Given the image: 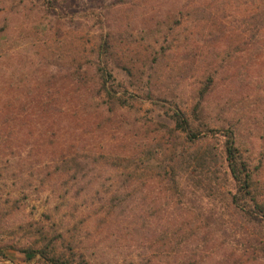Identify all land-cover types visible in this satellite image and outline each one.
<instances>
[{"label": "rangeland", "instance_id": "374dc122", "mask_svg": "<svg viewBox=\"0 0 264 264\" xmlns=\"http://www.w3.org/2000/svg\"><path fill=\"white\" fill-rule=\"evenodd\" d=\"M52 4L67 16L0 0V246L47 235L58 252L91 264H264L261 224L234 207L228 186L183 191L147 154L178 143L165 133L167 115L193 104L215 71L201 101L206 119L235 130L264 202V0ZM92 9L101 27L80 17ZM239 31L252 35L247 50ZM106 32L139 78L117 74L126 88L116 94L129 105L112 112L93 77ZM145 90L155 96L137 99ZM73 156L76 177L62 167ZM4 253L0 264H45Z\"/></svg>", "mask_w": 264, "mask_h": 264}, {"label": "trees", "instance_id": "16d2710c", "mask_svg": "<svg viewBox=\"0 0 264 264\" xmlns=\"http://www.w3.org/2000/svg\"><path fill=\"white\" fill-rule=\"evenodd\" d=\"M22 1L40 4L55 15L67 16L58 9L59 7L55 6L56 4H52L53 0ZM80 17L94 19L99 27L104 22L102 12L94 9L90 10V14H83ZM226 32L230 34V30ZM243 35V31H239L235 36L238 41L237 47L247 50L245 45L248 44L252 35H249L247 40ZM115 39L111 32L100 36L96 46L93 73L98 85V93L103 95L101 103L110 112L129 105L128 100L123 99L122 95L116 94L120 89L126 88L125 84L117 79V74L124 72L127 76L134 77V80H139L128 61L118 56L114 47ZM249 53H251V48ZM212 73L206 76L205 82L196 90L195 98L197 99L193 104L187 108L175 104L167 115L165 133L172 136L178 143H171L170 147L160 144L159 150L149 149L147 154L151 157L154 156L156 161L158 159V162L163 164L162 174L167 176L173 186L179 187L183 191H203L204 194L210 195L211 192L221 193L222 187L228 186L229 189L227 187L226 192L231 193V203L234 207L244 215L251 217L257 224H261L264 233V202L258 196L259 192L250 162L237 144L235 130L231 127L212 128L204 113L201 101L210 90L211 78L215 71ZM135 96L144 101L152 99L155 94L145 90L138 92ZM53 102L55 101H50L47 105H51ZM53 107L56 108V111L62 110L59 105ZM137 157L140 160L142 156L138 155ZM77 160L78 158L73 156L65 159L62 165V167L68 168L63 169L64 171L72 170L74 177L82 171L78 167L81 165L80 162L74 164ZM40 240L41 243L39 244V241L37 245H27L21 248L14 245L8 247L18 250L27 259L37 256L45 264H91L87 259L77 256L73 252H58L56 245L47 239V235ZM8 247L0 246L2 259L6 258L4 251Z\"/></svg>", "mask_w": 264, "mask_h": 264}]
</instances>
